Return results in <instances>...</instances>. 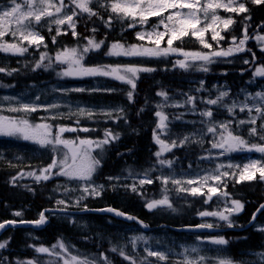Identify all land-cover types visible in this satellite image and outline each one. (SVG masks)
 Segmentation results:
<instances>
[{"label":"snow or ice","instance_id":"6c2138e0","mask_svg":"<svg viewBox=\"0 0 264 264\" xmlns=\"http://www.w3.org/2000/svg\"><path fill=\"white\" fill-rule=\"evenodd\" d=\"M251 3L260 5L264 4V0H250ZM92 4H97L105 10L110 9V13L116 14L113 17L111 14L107 19H104L98 11H94ZM187 9V12L183 10ZM223 9L227 13H232L237 16H243L242 21V38L236 36L231 37L229 47H220V41L225 37L220 34L217 27L222 24L224 30H227L230 25H234L237 21L232 17L222 18L218 14V10ZM247 0H112L108 3L107 0H0V53L11 54L23 57L30 49L34 48L39 52L38 60L34 63L32 71L43 69L44 71H53L55 76L60 79H83L86 77H107L119 81L130 86L126 93L129 102H134V92L137 87V81L140 78V73L154 72L157 69L152 67H144L136 63L127 64H97L88 66L85 63L86 57L92 52H99L102 47L107 46L106 56L127 57V58H160L168 57L176 54L182 56L183 59H177L172 68L177 67L184 71L195 70L200 72H209V65H212L219 60L244 53L251 52L252 59H244L243 64L255 65L257 57L255 52L250 48H246V44L250 39L249 23L251 20ZM87 13L89 17H98L106 29H111L114 18L119 20L121 24L128 21L126 27L135 29L137 25H147L151 17H158V23L151 27V30H142L136 32L138 41H147L148 43L140 44H125L120 41L111 42L106 45V40L97 41L95 36H86L83 39L86 41L84 45L75 47H65L57 50L54 55H50L48 51H40L41 47L48 48L45 42V36L41 34L39 29L47 27L49 33L53 32L55 25V35L51 36L52 44H57V37L67 35L71 30L73 38H78L79 33L76 31L77 17ZM167 13V15H165ZM67 25V29L63 26ZM163 26V31L160 30ZM264 28V22L258 26ZM211 30V41L205 39V33ZM97 29L92 28L95 33ZM6 36L13 38V42L9 43L4 40ZM194 37L203 49H208V52L203 51H186L175 47V41H181L185 37ZM166 46H162L165 43ZM262 45L261 51H264V35L258 32L251 37ZM150 45V46H149ZM232 63L231 60H227ZM164 70H168L167 68ZM16 71V70H13ZM247 69L241 70V75ZM5 72V69L0 67V73ZM12 75V72H8ZM227 75L226 72L222 73ZM255 78H264V64L255 66L252 69V78L246 83L251 84ZM0 87H7L0 85ZM62 95H67L70 92H95L102 91L105 93H113L118 91L115 88H93L85 89L83 87H59L53 89ZM205 91V81L200 80L199 86L195 89L196 93ZM241 91V98H233L230 103L226 99L231 95V89L221 90L216 88L214 98L209 92V97L200 98L194 94L183 93L182 101H173L167 91L161 90L156 93L162 98V101L156 104L154 116L159 118L156 128L153 130V138L159 150L153 155L156 158V164L161 168L167 167L172 169V172L162 173L161 176L152 177L149 173L151 168L136 172L134 169L127 170L126 176H108L106 179L116 186V182L128 179L132 183H121L120 186L125 189H130L133 193L144 196L146 193L143 190L144 185H151L159 181L162 184V199H151L145 201V206L149 211L160 207L170 208L172 211L176 209L172 206L168 196V185L171 184L173 189L179 193H185L191 197H204V204H209L213 198L221 199L223 202L222 210H202L198 212L201 218L214 217L217 218V223H201L194 227H189L188 230H212L220 226L219 222L229 227L237 225L232 220L233 215H238L244 210V204L239 199L232 198L231 194L226 191L228 185L226 180L222 178L236 177V170L239 169V177L235 179V183L244 181H253L258 178L264 182V89L253 93H245ZM5 101H11L7 105H0V137H9L21 139L33 143L42 149H49L52 153L51 162L39 169V174L36 170L23 172L18 175L33 177L34 181L39 184L41 181H48L55 177H64L68 181H75L78 184L77 188H64L65 195H69L73 191H78L79 195L74 201L70 199H57L55 207L52 209L42 210L38 214V219L35 221L26 220H9L0 222V233L6 229V226L16 227L18 225H45L51 215L57 212L68 214L70 206L80 208L82 212L91 211L87 204L83 202L89 197L99 196L104 191V185L96 184L93 180L94 174L102 167L101 155L106 147L120 138L119 132H113L111 129L104 131L102 138H80L67 139L64 134L67 132H89L93 131L88 127H83L79 119L75 120L74 126L63 124H52L49 121L57 118L71 119L73 115L77 117L86 116L92 119L96 114L93 110L85 107H78L76 112H69L67 115L61 112H52L53 109L60 107L58 104H41L40 97L36 96L34 100L23 102L20 97H3ZM198 99L207 106H215L225 109L233 118L223 122H218L213 119V107H206L203 110L197 109ZM191 106L190 110L203 117L200 121L202 128L201 138L197 143H204L203 136L209 135L210 148L206 149V155L199 157L201 160H219L221 157L229 156L237 152H255L261 154V159L249 158V162L243 164L242 169L239 165H234L231 162L224 164L218 163L211 170H204V174L199 173H183L179 177L174 172V165L178 158L168 159L164 157L165 153L172 152L175 148L186 146L193 142L190 135H185L183 138L172 139L170 136L171 130L169 125L171 121L164 113L165 107L184 108ZM240 113H247V117L236 119V110ZM38 110L50 112L49 116L41 117V122H32L27 117ZM141 112L143 109L140 110ZM23 113L22 117L4 115L2 113ZM102 114L119 123L124 120L128 123L123 108H113L102 110ZM139 115V113H138ZM177 121H182V115L175 118ZM260 121L259 126L257 122ZM233 123L239 129L247 125V135L254 140L245 139L233 129ZM169 137L170 142H166L161 136ZM212 150H216L213 152ZM93 153H96L93 155ZM192 165L189 164V168ZM228 169L233 171L230 173ZM17 177L12 178L15 184ZM209 181L214 183L210 184ZM207 186V191L204 187ZM32 191L33 189H29ZM81 205H83L81 207ZM264 210V204H261L257 211L253 213L250 223H254L260 211ZM109 213H114L118 217H124L128 220L138 222V218L127 215L123 212L116 211L109 207L106 209ZM49 215H46L45 213ZM15 217H22V211L14 212ZM69 220L75 223L74 217L69 215ZM141 226L146 228L147 225ZM242 227V226H241ZM264 232V227L258 229ZM247 239V237H244ZM144 242V255L133 256L125 251L123 247L113 246L110 251L118 254L128 264H169L170 257L175 256L172 264H244L243 261L237 262L226 256L209 257L202 254V245L212 244L218 247V251H226V246L230 243L224 236H209L197 237L198 243L193 245H181V251L173 252L171 248L149 246L148 238L144 235L135 236L131 239L133 249L136 248L137 242ZM11 243V237L0 242V250H4ZM34 252L38 254L33 259L18 261L17 264H113L109 255L103 251L94 255H81L76 252L75 246L70 245L58 239L56 243L48 246L29 245ZM260 258L261 264H264V252L256 253ZM42 257H47L46 259ZM154 258V259H151ZM0 264H9L7 257L0 255Z\"/></svg>","mask_w":264,"mask_h":264},{"label":"rangeland","instance_id":"374dc122","mask_svg":"<svg viewBox=\"0 0 264 264\" xmlns=\"http://www.w3.org/2000/svg\"><path fill=\"white\" fill-rule=\"evenodd\" d=\"M112 2V0H108V3ZM250 2V0H247V3ZM248 4H253V3H248ZM184 12H187V9L183 10ZM112 14V13H111ZM218 14L222 17V18H227L226 15H231L232 13H227L225 12L223 9L218 10ZM116 14H112L113 17H115ZM165 15H167V13H165ZM159 18L158 17H151L149 19V22L147 25L144 26H140L138 31H142V30H151V27L155 24L158 23ZM232 25L229 26V28L227 30H224V26L222 24H220L217 27V30L220 31V34L223 35L225 32H229L230 31V27ZM45 29H47V27H44ZM63 28L67 29V25L63 26ZM161 31H163V26H161L160 28ZM137 31H135L136 33ZM55 35V25H53V32L49 33L47 30V35L45 37L46 39V43L47 41H49L50 43H47L48 48L52 44L51 42V36ZM264 35V34H262ZM95 36V39L97 41L104 39H98ZM186 38V37H185ZM166 39L165 38V43L162 44V46H166ZM184 39V38H183ZM191 39L196 40L194 37H191ZM205 39L208 41H211V30H209V32L205 33ZM5 41L11 43L13 42V38L10 36H6L4 38ZM177 41L174 42V44ZM213 42V41H212ZM86 43L85 40L79 42V45H84ZM140 43H145L147 44V41H138L136 40L134 42V44H140ZM215 43V42H214ZM78 44H76L75 46H77ZM260 44V43H258ZM73 46V47H75ZM150 46V45H149ZM202 46V45H201ZM106 47V46H105ZM105 47H102V49L99 52H92L88 55V57H86L85 63L88 66H95L97 64H112L115 65L117 63L119 64H127V63H136V64H140L141 66L144 67H152L157 69L154 72H149V73H140L139 74V79L137 81V87L136 90L134 92V101L136 100L137 97L140 98V102L135 110V114L132 115V112L128 113L127 115H125L128 123L122 122L120 124L121 128H124L126 125H131L136 123L135 121V117H139L140 115V110L143 109H147L149 108L150 105V99L148 97V95H139L138 93V84L141 80V78L145 75H152L155 74L156 72H161L164 71L165 68H167L170 65V58H173L174 63L177 59H183L182 56H178L176 54L170 55L168 57H160V58H127L128 60L124 61L121 60L119 62L116 63H110L106 60H95L92 59V55L95 56H102V59L106 58V56L104 55L105 53ZM262 47V45H261ZM47 49H44L43 47H41L40 51H47ZM62 49V48H57V50ZM56 50V51H57ZM55 51V52H56ZM54 52V53H55ZM50 54V55H54ZM39 57V52L35 51L34 48L30 49L28 53H26L23 57L20 56H15V55H11V54H3L0 53V67L5 69V74H7L9 71V69L11 68H18L20 70H25L27 72H36L37 76H41L44 73H48L49 75H47L46 77H42L40 79L37 78H33L32 81L29 84L26 85H19V83H14L12 84L10 87H5L3 88L2 91H0V105H7L8 103H10L11 101H5L3 99V97L8 96V97H20L22 99L23 102H28L29 100H34V98L36 96L40 97V101L39 103L41 104H58L60 105L59 108L57 109H53L52 112H61L64 114H68L69 112H76L78 110V107H85L88 108L90 110H93L96 114L93 116L92 119H88L86 116H81V117H77L75 115L72 116L71 119L68 118H57L55 120H51L49 121L52 124H63V125H69V126H74L75 120L79 119L81 126L83 127H88L90 129H93V131H89V132H83V131H78V132H67L64 134V137L67 139H75L76 137H80V138H92V139H96V138H102L104 131L106 129H111L113 132H118L117 131V127H108L109 121L111 119H109L108 117H106L105 115L102 114V110H109V109H113V108H123L124 109V105L123 104H113L117 101V99H112V98H105L104 96H108V97H114V96H121L118 99L121 100H125L128 104H133V102H129L126 96L127 91L129 90L130 86L127 84H123L119 81L113 80L111 78H107V77H86L83 79H60L57 78L55 76V73L51 70L49 71H44L43 69L37 70V71H32V67L34 66V63L36 62V60H38ZM91 58V59H90ZM90 59V60H89ZM89 60V61H88ZM13 64V65H12ZM171 66V65H170ZM209 67H211V65H209ZM184 71V70H183ZM195 70H189V71H185L187 73L192 74ZM0 73V74H3ZM5 76V75H4ZM199 82V81H198ZM247 82V81H246ZM243 83L244 85H241L237 88L236 91H233L230 87L231 84L230 82H226L227 84L223 83V82H214L212 84H210V86H205V91L200 92V93H196L195 89L199 86V84L197 83H188V89L189 91L186 93H190V94H194L200 98H207L209 97V92H211V96L212 98L215 97L216 93V88L220 87L221 90H225L227 89V87H229L232 91H231V95L226 99L227 103H230L231 100L233 98H241L242 94H241V89L244 90L245 93H255L256 91L262 90L264 89V78H255L254 82H252L251 84L248 83ZM237 84H242V83H237ZM236 84V85H237ZM57 86L63 88V87H83L85 89H93V88H115L118 89V91L113 92L111 94L109 93H105L102 91H95V92H89V91H84V92H70L67 95H62L60 92L58 91H53L54 88H56ZM251 87H254V89L252 90ZM173 101H182L184 99V96L182 94H179L177 96H174L173 94H168ZM90 96H94L95 98L101 97L99 99L96 100H92L89 99L91 98ZM162 98L158 96V100L152 105L153 108H155L156 110H158L156 108V104L161 102ZM191 106H186L184 108H177V107H165L164 108V113L168 116L169 120L171 121L169 128L171 130L170 136L172 139H176V138H183V136L185 135H190L193 138V142L188 143L186 146L184 147H180V148H175L172 150V152H168L164 154L165 158L168 159H174L176 158L178 151L181 150H190L191 152L194 154L195 151L193 150V148H201V150L203 151V153L199 152L198 155V159L200 156L202 155H206V149L210 148V143H209V139L210 136L209 135H204L203 136V140L204 143L201 145L200 143H197L195 141H198L201 138V131L202 128L205 127L204 125L200 124V121L202 119H204L203 117H200L197 113H193L190 110ZM206 107H213L214 109V117L213 119L215 121L218 122H223L229 119H233L228 112L223 109V108H219V107H215V106H207L205 104H203L199 99L197 101V109L198 110H203ZM125 110V109H124ZM219 112H222L223 115H219ZM139 113V115H138ZM4 115H11V116H17V117H22L24 114L23 113H8V112H4L2 113ZM240 113L239 109L236 110V118H240ZM247 116V113H244ZM50 112H45L43 110H38L35 113H32L31 115H29L27 118L32 121L35 119L34 122H41L40 118L41 117H45V116H49ZM182 115V121H177L175 118L177 116H181ZM221 116H224L225 118H220ZM246 118V117H244ZM158 119L157 117H154V121H152V133L153 130L156 128V124L158 123ZM33 122V121H32ZM112 123L113 120H111ZM146 122V121H144ZM260 121L257 122V126H259ZM236 125H233V129L238 133V130L242 129V135L245 133L244 138L245 139H249V140H254L255 138H250L247 135V125L242 126L241 128L237 129L235 127ZM162 139H165L166 142H170L169 141V137L162 135L161 136ZM15 138H9V137H0V166L1 167H10L13 168V170L17 169L16 174H11V182H12V178L15 176L17 177L16 179V183H18L20 186L22 187H27V186H31V185H35L37 184L34 181L33 177H28V176H23L22 178L18 175L21 171L23 172H28V171H32V170H36L37 174H39V169L46 166L48 163H46L45 161H47V159H51L52 153L49 149H42L39 148L38 146L34 145L31 142L28 141H23L21 139H17L14 140ZM113 143H111L110 145H108L105 149V151L102 153L101 155V161H102V165H104V162L107 163L109 157L108 155L111 154V152L113 150H111V146ZM157 145V144H156ZM109 149V150H108ZM159 150V145H157L156 151ZM213 152H215L216 150H212ZM96 153H93V155H95ZM236 156V157H235ZM249 158L252 159H261V154H252L251 152H237V153H232L229 156H225V157H221L219 160L217 159H212V160H201L203 163H205L206 165L203 167L197 166L195 164H191L192 167L189 168V164L190 163H186L185 161L180 162L178 159L174 165V172L175 174L179 177L181 174L183 173H191V174H195V173H199L200 175L204 174V170H211L216 164L218 163H224L227 164L229 162H231L234 165H239L240 168L242 169L243 164L248 163L249 162ZM264 162V161H262ZM0 167V169H1ZM151 168L152 171L149 173V175H151L152 177H157V176H161L162 173H169L172 172V169H168L167 167L161 168L158 164H156V161L154 162V165H150V166H145L142 167L141 169H138L136 172L138 171H142V170H146ZM101 168H99L97 170V172L94 174L93 180L96 184H102L104 185V190H106V188H110L113 189L116 192H122L124 194H128L129 192H132L130 189H125L124 187H121L120 184L121 183H132L131 179H128L126 181L122 180L120 182H116V186L113 187V185L106 179V177H102V180H97V175H99V170ZM9 171V170H7ZM228 171L231 173L233 170L232 169H228ZM127 172V170L125 171ZM111 176H121V175H111ZM123 177V176H122ZM239 177V169L236 170V177H228V178H222L224 180H226L228 187H230L231 182H233L235 179H237ZM51 180H53L52 182V190L53 193L56 195V199H70L72 201L75 200V198L79 195L78 191H73L71 192L69 195H65L64 193V188L68 187V188H77L78 184L75 181H68L66 178L64 177H53ZM255 181H260L258 178V173H257V179L253 180V181H244L241 182L242 183H252ZM46 182H49L46 181ZM157 185H155L156 190H154L153 186L154 183L151 185H144L143 186V190L153 187L152 189H150L149 191H147V193H149V198L147 200H151V199H156L153 195L156 193H161L162 195V184L157 181ZM235 182V181H234ZM210 184L214 183L212 181H209ZM236 184H240V183H236ZM261 184L264 186V184L261 182ZM168 193L171 194V196L175 199H180L181 202H191V200H193L194 202L198 199H201L202 201H204V197H191L190 195H187L185 193H177L174 189L173 186L171 184H169L168 186ZM204 191H207V186L204 187L203 189ZM227 190V189H226ZM103 193V192H102ZM102 193L99 195L101 196ZM99 196L96 197H90V198H97ZM88 198V199H90ZM162 199V197H161ZM183 200V201H182ZM210 204L212 205L211 207V211L212 210H222L223 209V202L221 199H217L216 197L213 198V201L210 202ZM142 205L144 207V209L148 210L145 206V202H142ZM82 207V205H81ZM69 208H76L79 209L75 206H70ZM243 213V211L241 213H239L238 215H233L231 218L232 220L235 218H238L241 216V214ZM81 217V216H79ZM75 223L70 221V224L73 225V227H81V226H85V222L78 217H74ZM205 220L208 221L209 223H217V218L214 217H205ZM220 226H226L224 224V222H219ZM264 227V224L258 223L255 227L254 230L258 231L259 233H264L259 231L258 229ZM128 229H131V233L129 235H127V237L125 238V244L127 247L131 248L134 253L138 256H143L144 252L143 249L145 247L144 242L142 241H138L136 248L133 249L132 244H131V239L135 236H140V235H144L148 238V243L149 246L152 248H156V247H163V248H171L173 249V252H179L181 251V248L179 246L181 245H193L198 243L197 241V237H187L188 240H184L182 241V239L180 237H177L175 235H173V233H168L167 230H162V229H155V230H151L148 232H142L141 230L135 228L134 226H127ZM232 243V242H230ZM218 247H222V246H216V245H212V244H204L202 245V254L209 256V257H216V256H226L229 257L237 262L243 261L244 263H254V264H261L260 262V258L256 255V253L259 252H264V245L258 249V252H251L248 253L247 257H240V259H236L235 257H231L228 254V249L226 246V251L220 252L218 251ZM154 259V258H152ZM176 259L175 256L170 257L169 261L172 262V260Z\"/></svg>","mask_w":264,"mask_h":264},{"label":"trees","instance_id":"16d2710c","mask_svg":"<svg viewBox=\"0 0 264 264\" xmlns=\"http://www.w3.org/2000/svg\"><path fill=\"white\" fill-rule=\"evenodd\" d=\"M108 2V0H107ZM94 11H98L104 19H107L111 14L110 9L105 10L104 8H100L97 4L91 5ZM248 8L251 16V20L248 21L249 27V36L250 39L246 44V48H250L252 52H255L257 61L255 65H245L243 64L244 59L251 60L252 53L244 52L231 57L226 58V60H219L216 62V65H212L210 67V71L205 72H197L196 74H190L180 69L171 68L168 71L156 72L152 75H145L141 78L138 84V93L139 95H148L150 101L156 100V93L161 90L167 91V93L178 94L180 92L186 91V83L189 80L188 78L191 76H196L199 80L202 79L209 86L210 84L218 81V82H230L231 86L234 87L233 90H237L239 87L237 83H245L252 78V69L255 66H259L264 64V51H261V44L255 39L251 37L255 35L257 32L262 35L264 34V28H259L258 26L264 22V4L254 5L248 4ZM112 15V14H111ZM246 14H241L239 16L233 15L232 17L237 21L231 28L229 32H225L222 36L225 37L224 40L220 41V47L227 48L230 45L231 37L236 36L238 38H242V21L243 16ZM77 19V31L80 34L79 38H72L71 34L57 37V44L49 46V54H53L57 48H65V47H73L86 36L96 35L98 39L104 38L106 40V45L111 42L120 41L125 44H134L137 40L134 36L133 30L128 29L126 27L128 21H125L124 24H121L119 20L114 18L111 29H106L102 23V21L96 17H89L87 13L81 14ZM95 27L97 31L95 33L92 32V28ZM47 43H50L47 41ZM175 47L181 48L186 51H205L197 41L185 38L181 41L175 43ZM216 48V44L214 43V49ZM107 46L105 47V52L107 51ZM106 56V55H105ZM119 57L115 56H106L103 60L108 62H113L117 60ZM92 59H102V56L92 55ZM123 57H121V60ZM235 59L236 62L228 63L227 60ZM247 69L243 75H241V70ZM16 70V71H13ZM12 75H10L9 79L7 77H3L0 75V85L11 84V83H19V85L23 86L29 84L33 78L40 79L42 77H46L49 75L47 72L42 74L41 76H37L36 72H20L18 68L11 69ZM226 72L227 75H223L222 73ZM237 84V85H236ZM253 90L254 87H251ZM105 98H112L104 96ZM101 97L95 98L99 99ZM120 98V97H118ZM121 101V99H118ZM125 101V100H123ZM140 102V98L137 97L133 104H128L127 106L130 108V112L132 115L135 114V110ZM138 123L132 124V129L143 125V122L148 118V114L144 112V114L139 115ZM122 137L120 134V138L117 140V145H114L111 150H113L110 154L111 157L108 159L107 163L104 164L102 168L101 174L112 175V171H110V167H115L117 162H114L116 159L120 160L119 165L123 168L121 172L123 175L127 174L125 172L129 169H134L137 166L145 165L147 163V156L137 159L134 158L132 152L130 150L125 149L122 152V148L125 147V143L128 140L131 131L121 130ZM149 143V139L147 141ZM148 147V146H147ZM150 148V146L148 147ZM139 153V152H138ZM150 154V150L148 152ZM122 157V158H120ZM194 154L192 152H183L178 151L176 158L180 162L182 161H192ZM155 159L153 160V162ZM113 162V163H112ZM116 163V164H115ZM1 167V166H0ZM114 171V170H113ZM116 171V170H115ZM11 171H7L4 167L0 169V222L7 220H26V221H34L38 219V214L45 209H50L55 206L54 197L51 192L50 184L47 182H43L39 185H31L29 187H22L18 183L11 182ZM99 180H102L100 177ZM233 187H228V191L234 199H239L245 206L243 214L237 218L239 224H246L252 214L255 212L257 207L263 203L264 201V186L260 182H252V183H242L236 184L233 183ZM29 189H33L30 191ZM156 190V188H153ZM114 192L113 189L106 188L102 193L101 197L97 200H88L85 201L88 208H104V207H113L121 210L124 213L132 214L137 216L140 220H142L146 225L151 227L157 226L160 224L169 225V226H183V225H191L196 223L197 219L193 215L192 210H188L185 206L180 204H175L176 211L168 210V211H159L150 213L146 209H144L142 202H145L149 198V193H146L144 196H140V200L134 198L135 201L131 202L130 205H123L124 202L129 201L124 198H129L126 194L120 201L112 202L111 194ZM155 198H160L161 193H156L153 195ZM115 199V198H114ZM113 199V200H114ZM195 203L202 204L204 203L201 199L196 200ZM195 212L202 211V208L193 209ZM13 211H22L23 216L21 219H14ZM59 216H52L49 219L48 225H46L43 229L39 231H35L34 236L28 238L27 230L24 228H10L4 232V234L0 237V242L7 240L11 237V243L4 250H0V255H3L8 258L9 264H17L18 261H25L28 259L35 258L38 254H36L32 247L29 245L36 246H48L50 247L52 244L56 243L58 239H63L66 243L75 246V251L83 255H94L100 251L107 253L110 259L113 261V264H128L127 261L123 260L118 254L112 253L110 249L113 246L123 247L126 252L129 253V249L125 246L123 240H121L120 236H115L114 231H110L111 227H117V223L119 221L114 220L111 217L103 216V215H94L88 214L81 216V218L85 222V226L81 227H73L70 226L66 219L56 218ZM260 222H264V211L258 217ZM120 224H122L120 222ZM119 224V225H120ZM118 225V226H119ZM104 230V232H102ZM93 233V234H92ZM231 236L238 237H247V239H241L237 241L232 240L233 249L240 248L242 249H253L262 245V235L256 232H252L249 230L243 232H227ZM116 237V238H115ZM254 241L256 244H254ZM131 254V253H129ZM132 255V254H131ZM46 259L47 257H42ZM163 264V263H161Z\"/></svg>","mask_w":264,"mask_h":264},{"label":"bare ground","instance_id":"6f19581e","mask_svg":"<svg viewBox=\"0 0 264 264\" xmlns=\"http://www.w3.org/2000/svg\"><path fill=\"white\" fill-rule=\"evenodd\" d=\"M141 114H144V110L142 112H140V115ZM139 118H140V116H139ZM139 118L135 117L136 123H138ZM146 119H147V121L149 120L148 118H146ZM148 139H149V132L146 130L144 125H140V126L136 127L134 130L133 129L131 130L130 136H129L128 140L125 143V147L122 148V152L125 149H128V150H130V153L132 152L134 155H136V156H134L135 159H137V156L139 158H142V159L144 157H146V156L148 158V157H150V154H148V152H149V148H148L149 147V143H147ZM108 157L110 158L111 155L109 154ZM120 158H122V157H120ZM114 162H117V164L115 163L116 164L115 167H113V166L110 167V171H112V173H117V174L121 173L123 171V168L121 167V165H119L120 160L116 159ZM126 195L129 198H124V199L125 200H129V201H126V202L123 203V205H125V206H128V205L131 204V202H134L135 201L134 198H137V199H139V201H141L140 200V195H138L137 193L129 192L128 194L126 193ZM123 196H125L124 193L114 191V192H112V194H111V196L109 198L114 197L115 199L112 198V202H115V201H120V199L123 198ZM132 197H134V198H132ZM120 222H121V220H120ZM120 222H119V224H120ZM119 224L117 223V227H119V228H117L115 230L116 226L115 227H111L110 231H114L115 232L114 235L115 236L119 235L121 239L126 238L127 235H129L132 232L131 229L127 228V226H134L135 227V222L131 223V224H124V225L123 224L119 225ZM147 226H148L147 227L148 229H151V228L155 227V226L151 227L149 225H147ZM135 228L138 229V226L135 227ZM181 228L182 227H178V229H181ZM102 232H104V230H102ZM176 233L179 234V235L183 234L182 231H176ZM254 244H256L255 241H254ZM253 249H242V251H250V250H253ZM232 250L235 251L236 249L232 248Z\"/></svg>","mask_w":264,"mask_h":264},{"label":"water","instance_id":"95a60500","mask_svg":"<svg viewBox=\"0 0 264 264\" xmlns=\"http://www.w3.org/2000/svg\"><path fill=\"white\" fill-rule=\"evenodd\" d=\"M261 204H264V202L263 203H261ZM260 204V205H261ZM259 205V206H260ZM259 208V207H258ZM257 211V210H256ZM263 211V210H262ZM92 212H95V213H98V214H106V215H110V216H112V217H114V218H116V219H120V220H122V221H125V222H130L131 220H128V219H126V218H124V217H118V216H116L114 213H109V212H107L106 211V209H103V210H94V211H92ZM261 212V211H260ZM259 212V213H260ZM258 213V214H259ZM127 216V215H126ZM137 222V221H136ZM140 221L138 220V224L141 226V223H139ZM253 223H250L249 222V224L246 226V227H248L249 225H252ZM18 226H22V227H33V228H38L37 226H34V225H18ZM9 227H12V226H6V229L7 228H9ZM142 227V226H141ZM144 230H147L148 228L146 227V228H144V227H142ZM5 229V230H6ZM5 230H3L2 231V233L5 231ZM176 230V229H175ZM177 231H182V232H214L215 231V229H212V230H208V229H205V230H195V231H190V230H188V228H181V229H177ZM2 233H0V235L2 234Z\"/></svg>","mask_w":264,"mask_h":264}]
</instances>
